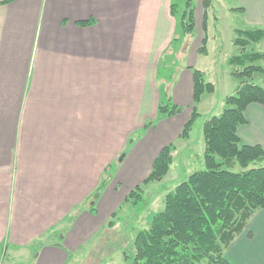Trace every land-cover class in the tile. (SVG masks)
<instances>
[{"label":"crops","instance_id":"1","mask_svg":"<svg viewBox=\"0 0 264 264\" xmlns=\"http://www.w3.org/2000/svg\"><path fill=\"white\" fill-rule=\"evenodd\" d=\"M235 3L243 27L264 29V0ZM170 6L171 0L0 4V264H70L71 254L111 220L133 213L125 200L165 147L175 146L173 165L176 158L192 162L191 134H181L192 114L195 68L162 78L170 73H163L165 56L181 57L192 36L178 34ZM207 18L199 0L194 57ZM210 96L202 97L200 116ZM228 96L219 95L221 113ZM165 101L182 112L158 120ZM245 117L241 144L264 149V106L250 105ZM201 149L204 157V143ZM225 258L264 264V209Z\"/></svg>","mask_w":264,"mask_h":264},{"label":"trees","instance_id":"2","mask_svg":"<svg viewBox=\"0 0 264 264\" xmlns=\"http://www.w3.org/2000/svg\"><path fill=\"white\" fill-rule=\"evenodd\" d=\"M194 1L171 0V14L178 18L183 38L196 32ZM212 7V0H203L205 16ZM234 35L233 45L240 52L229 57L226 63L239 84L234 94L225 99L222 113L203 125L205 169L193 173L166 194L164 210L151 217L147 229L138 231L134 264H231L225 252L247 228L254 214L264 209V149L242 145L238 134L248 123L247 108L253 104L264 106V87L253 82L256 76L264 77V51L260 49L264 29L242 27L236 29ZM206 44L204 35L199 49L201 55L207 54ZM192 74V114L183 128V139L190 137L200 118L197 107L202 97L216 90L213 83L206 81L202 71L193 69ZM181 112L182 108L170 101L161 103L158 120ZM132 141L129 144L132 145ZM175 150L171 144L160 152L143 185L129 193L125 204L132 201L137 205L144 196L143 186L166 178L175 159ZM237 166L240 171H235ZM105 183L103 181L99 191L105 188ZM113 224L111 221L108 226Z\"/></svg>","mask_w":264,"mask_h":264},{"label":"rangeland","instance_id":"3","mask_svg":"<svg viewBox=\"0 0 264 264\" xmlns=\"http://www.w3.org/2000/svg\"><path fill=\"white\" fill-rule=\"evenodd\" d=\"M212 1L213 7L206 11L208 18L205 29L206 48L210 53L209 58L201 54L194 57L192 54L194 46L199 43L198 29L197 32L190 36L187 43L188 46L182 56L178 57L175 55L172 58L170 57L172 54H167L162 67L163 73L167 72V69L170 70L169 75H162L166 82H169L170 77L174 78L180 71H185L188 65L195 69L202 68L206 81L213 83L216 87L214 94L204 104L206 113L201 114L191 132V143L194 146L192 150L195 154L192 162H187L186 159V162L183 159L178 161V158H176V162L163 182L148 184L146 188H143L144 196L137 205H134L131 201V203L124 206L125 209H131L133 213L128 214V217L123 216V218L111 220L114 221L113 226L106 225L104 230L98 233L79 252L71 254L70 264H76V262L77 264H134L135 237L139 230L149 227L151 217L154 214L164 210L163 196L172 192L193 173L205 169L203 151H201V144L204 143L203 125L213 116L221 114V111H219L221 105L219 95L221 98L224 94H234V88L239 84V81L231 76V68L226 61L229 57L239 54L240 51L233 45L234 31L243 27L242 16L233 11L236 7L235 0ZM198 4L199 0H195L194 6L196 8H198ZM178 34H181L182 37L180 27H178ZM181 42H177L171 48V53H176L177 49L181 47ZM253 82L264 87L263 76L254 77ZM168 102L165 101V103ZM123 156L124 154L119 157V162ZM182 156H184V153ZM235 171H240L238 166ZM176 173L178 174L177 177L175 176ZM122 209L124 212V208Z\"/></svg>","mask_w":264,"mask_h":264},{"label":"water","instance_id":"4","mask_svg":"<svg viewBox=\"0 0 264 264\" xmlns=\"http://www.w3.org/2000/svg\"><path fill=\"white\" fill-rule=\"evenodd\" d=\"M120 160H123V157Z\"/></svg>","mask_w":264,"mask_h":264}]
</instances>
